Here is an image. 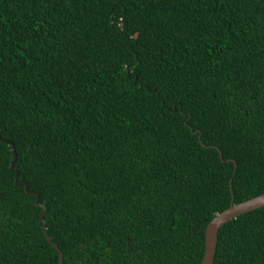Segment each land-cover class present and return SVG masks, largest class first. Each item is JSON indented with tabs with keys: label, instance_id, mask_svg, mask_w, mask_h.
Segmentation results:
<instances>
[{
	"label": "trees",
	"instance_id": "16d2710c",
	"mask_svg": "<svg viewBox=\"0 0 264 264\" xmlns=\"http://www.w3.org/2000/svg\"><path fill=\"white\" fill-rule=\"evenodd\" d=\"M263 193L264 0H0V264H200Z\"/></svg>",
	"mask_w": 264,
	"mask_h": 264
},
{
	"label": "water",
	"instance_id": "95a60500",
	"mask_svg": "<svg viewBox=\"0 0 264 264\" xmlns=\"http://www.w3.org/2000/svg\"><path fill=\"white\" fill-rule=\"evenodd\" d=\"M6 142L10 145L11 150H12L13 155H14V157L11 161V169L14 170L13 163L16 160L15 148L11 142H9V141H6ZM219 157H220V159H222V155L220 152H219ZM235 169H236V164L234 162V169H233L232 175L235 173ZM14 172H15L14 178H13L14 182L17 185H23L24 189L27 191V193L34 194L33 192H29L27 190V184H25L24 182H19V183L17 182L18 172L16 170H14ZM231 180L232 179H230V181H229L230 184H231ZM35 197H36L35 203L37 206H39L38 196L35 195ZM263 206H264V193L259 195V196L248 199L246 201L240 202L238 204L230 203L228 208H226L225 210L215 214V216L210 220V222L207 224V227H206L205 250H204V255H203V258H202L200 264H212L213 263V258H214V254H215V250H216L215 238H216V235L218 233V230L220 229V227L222 225H224L226 222H228V221H230V220H232V219H234V218H236V217H238V216H240L246 212L258 209V208L263 207ZM42 214H43V212H40V214H39L40 220H42ZM44 230H45V227L42 228L43 232H44ZM48 242L58 251V255H59L58 264H60L61 259H62V253L60 252L58 247L51 242L50 239L48 240Z\"/></svg>",
	"mask_w": 264,
	"mask_h": 264
}]
</instances>
